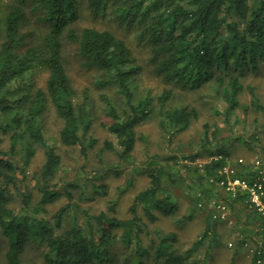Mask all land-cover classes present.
<instances>
[{
    "label": "trees",
    "instance_id": "16d2710c",
    "mask_svg": "<svg viewBox=\"0 0 264 264\" xmlns=\"http://www.w3.org/2000/svg\"><path fill=\"white\" fill-rule=\"evenodd\" d=\"M81 2L0 0V132L9 134L8 150L0 148V242L3 238L6 245L4 261L25 264L26 247L34 244L45 247L43 259L47 264H118L112 246L119 243L127 250L125 264H188V252L181 253L173 245V232L164 233L160 229L151 232L144 221L145 217L154 222L155 212L170 216L176 209V201L162 188L163 176L175 181L170 166L158 167L156 155L150 166L143 168L149 185L133 196L128 208L130 217L120 218L103 211L91 214L74 202L72 191L77 190L76 182L63 185L59 191L52 190L57 182L49 184L62 160L47 141L46 117L54 111L62 122L57 133L60 143L77 147L86 158L96 142L88 134L98 102L104 116L110 119L107 130L116 140V145L105 141L100 152L111 150L123 162L132 157L135 127L151 115L168 138L187 129L198 117L187 102L176 101L177 91L196 93L209 87L225 103L227 112L241 107L240 95L247 91L249 106L242 108L261 112L264 118V97L255 85L246 82L250 76L264 75V0H86L83 9L94 17L138 32L140 44L147 48L149 71L164 84L154 96L136 93L135 78L144 67L136 63L124 39L108 27L77 29L73 25L81 18ZM27 13L34 14L38 24L23 32ZM67 43L76 44L86 69L99 73L100 79L94 84L97 98L89 87L77 96L63 56ZM41 73L46 76L43 87L36 84ZM108 90L117 94L120 105ZM203 130L200 148L204 154L221 155L223 159L203 164L201 172L197 164L182 165L196 176V189L205 186L207 177L216 176L224 159L229 157L228 148L220 143L218 130L207 124ZM214 140L216 144L212 145ZM38 149L44 156L39 199L30 207L32 194L27 190L28 184L24 188L21 185ZM200 155L193 154L189 160L194 162ZM241 167L239 174L244 175L248 165ZM14 190L22 196L18 212L9 206ZM61 195L68 202L52 213L51 222L35 215ZM192 205L196 208L194 199ZM114 207L112 203L109 211L113 213ZM72 208L80 211L84 224L77 220L75 212L64 228L62 223ZM250 216L253 218L254 212ZM191 217L192 214L184 219ZM205 221L201 238L211 235L216 240L217 221L208 215ZM257 257L254 252L250 264H255Z\"/></svg>",
    "mask_w": 264,
    "mask_h": 264
},
{
    "label": "rangeland",
    "instance_id": "374dc122",
    "mask_svg": "<svg viewBox=\"0 0 264 264\" xmlns=\"http://www.w3.org/2000/svg\"><path fill=\"white\" fill-rule=\"evenodd\" d=\"M82 2L79 11L81 18L79 17L73 25H76L77 29L86 26L108 27L118 37L124 39L132 49L136 63L144 67L135 78L136 93L150 96L160 93L164 84L157 77L151 75L147 48L142 43L140 44L141 41L137 38L138 32L133 28L118 25L109 19L94 17L91 12L83 9L86 0H82ZM37 24L34 14L27 13L22 24V31L28 32ZM63 56L77 96L81 95L83 88L89 87L92 96L97 98L98 90L94 84L100 79V75L82 65L77 54L76 44H65ZM45 77L44 73L36 77V84L39 87L44 86ZM246 82L255 85L256 91L264 97V75L250 76ZM108 93L117 105H120L121 100L117 94H114L112 90H108ZM180 100L195 108L198 117L191 122L187 129L177 131L168 138L161 132L157 119L151 115L135 127V148L132 157L127 162L120 161L111 150L100 152L105 141L116 145V140L114 135L107 130L110 119L104 116L98 102L88 134L96 142L88 151L86 158L81 155L77 147L64 146L60 143L57 133L62 122L51 110L47 114L45 122L47 141L55 147L61 156L62 163L58 173L50 179L49 184L54 185L57 182L52 190L59 191L63 190V185L76 182L77 190L72 191V189L71 191L78 208L88 210L91 214L103 211L120 218H128L130 217L128 208L133 196L149 185V178L143 168L150 166L149 163L154 161L153 156L158 155L155 157L156 165L158 167L170 166V173L174 175L171 178L175 181L170 180L168 176L162 177V188L170 192L177 206L170 216L155 212L156 220L154 222H150L144 217L149 231L160 229L164 233L173 232L175 234L173 245L181 253L188 252V264H250L258 239L263 233L258 228L260 219L256 213L254 212L256 215L254 218L247 220L246 216L250 214L247 209H250L242 201L235 202L231 206L232 212L229 219L215 225L216 240H213L211 235L201 238L206 225L205 214L193 208L192 205L193 191L197 188L198 182H196V176L192 171H187L182 165H195L208 159L209 156L205 155L203 149L200 148L206 124L212 130H218L221 141L219 142L224 143L228 148V159L231 160V163L234 164L236 159L242 158L248 166L256 159H260L264 164V118L262 113L252 108L244 111L242 107L249 106L250 101L247 91L240 95L241 107L228 112L225 103L216 97L209 87L196 93L179 94L177 91L176 101ZM224 113H227V117L224 116ZM214 144H216V140L213 141L212 145ZM0 148L3 151L8 150L9 134L0 132ZM196 153H201V155L194 162L190 161L189 156ZM170 157L173 158L170 159ZM43 162V153L38 149L26 169V177L21 185V188H24V185L28 184L27 190L32 194L30 207L34 206L39 199L38 182H40V170ZM175 162L177 163L174 164ZM95 191L100 193H95ZM10 195L9 206L13 211L18 212L22 207L21 193L14 190ZM91 196L93 198L89 199L88 197ZM67 202L66 196L61 195L53 203L45 204L44 209H40L35 215L51 222L52 213ZM112 203L115 205L113 213L109 211ZM72 209L67 212L62 223L64 228L68 227L75 212H77V220L84 224V218L80 211L76 208ZM139 213L143 216L141 212ZM30 214H33V211ZM190 214H192L191 218L184 219ZM182 219L184 220L180 221ZM148 239L149 237L144 238L143 242H147ZM229 243L232 245L230 246ZM5 248V241L1 238L0 264H6L3 258ZM112 250L119 261L118 264H125L124 253L127 250L119 243L113 244ZM44 252L45 247L38 248L34 244H29L24 252L23 262L25 264H47L43 259ZM255 264L257 263L255 262Z\"/></svg>",
    "mask_w": 264,
    "mask_h": 264
},
{
    "label": "built area",
    "instance_id": "2783aa9c",
    "mask_svg": "<svg viewBox=\"0 0 264 264\" xmlns=\"http://www.w3.org/2000/svg\"><path fill=\"white\" fill-rule=\"evenodd\" d=\"M212 159L223 158L221 155L209 156L208 159L198 162L200 172L203 171V164ZM243 164L245 162L242 158L236 159L234 164L228 157L224 159L221 167L216 171L217 175L207 177L205 186L193 191V199L196 208L214 221L228 220L234 201H242L253 210L260 219L258 228L263 231L255 249L259 256L256 263L264 264V164L260 159L254 160L245 169L244 175L239 174Z\"/></svg>",
    "mask_w": 264,
    "mask_h": 264
},
{
    "label": "crops",
    "instance_id": "0c3cea01",
    "mask_svg": "<svg viewBox=\"0 0 264 264\" xmlns=\"http://www.w3.org/2000/svg\"><path fill=\"white\" fill-rule=\"evenodd\" d=\"M238 204H239V203H238ZM247 212H249V213H253L254 211H253V210H248V209H247ZM254 215H255V213H254ZM247 216H248V218H247ZM247 216H246V219H247V220H249L250 218H252V217L250 216V214H248ZM255 216H256V215H255ZM253 218H254V216H253ZM247 220H246V221H247ZM217 223H222V221H217L216 224H217ZM216 224H215V225H216Z\"/></svg>",
    "mask_w": 264,
    "mask_h": 264
}]
</instances>
